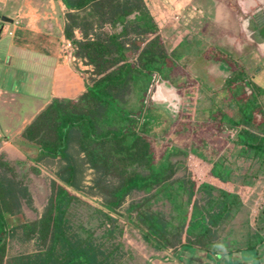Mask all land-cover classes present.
<instances>
[{
  "label": "trees",
  "instance_id": "16d2710c",
  "mask_svg": "<svg viewBox=\"0 0 264 264\" xmlns=\"http://www.w3.org/2000/svg\"><path fill=\"white\" fill-rule=\"evenodd\" d=\"M61 1L67 9L65 36L72 40L74 29L81 32L82 40L72 41L73 53L92 65L93 77L77 101L53 100L21 134L34 153L31 161H59L37 220L13 223L22 205L32 200L26 175L12 173L19 163L0 158V264H133L132 254L117 240L123 230L114 214L127 215L155 253L176 245L213 248L217 229L241 204L237 193L226 190L227 182L244 173L264 176V88L253 76L236 74H245L240 62L229 63L222 71L227 75L218 76L231 98L222 104L234 109L233 115L217 109L222 113L210 117L221 130L234 132L226 155L209 158L202 149L189 153L160 145L156 130L181 118H169L156 103L159 96L150 104L148 98L154 83L168 82V77L182 81L173 74L182 55L163 43L143 0ZM182 82L178 87L168 83L183 91ZM178 157L191 159L201 171L208 168L209 177L175 178L184 166ZM87 169L93 171L88 190L101 198L97 205L82 194ZM134 193L143 196L122 208ZM159 203L168 204V212L158 210ZM19 230L22 237H17ZM32 239L34 251L9 253L19 241Z\"/></svg>",
  "mask_w": 264,
  "mask_h": 264
},
{
  "label": "crops",
  "instance_id": "0c3cea01",
  "mask_svg": "<svg viewBox=\"0 0 264 264\" xmlns=\"http://www.w3.org/2000/svg\"><path fill=\"white\" fill-rule=\"evenodd\" d=\"M143 1L157 26V33L163 42L166 38L165 44L171 42V49H178L187 42L189 33H195L194 38L200 39L201 46L207 48L209 31L226 29L225 33L233 34L232 48L248 53L244 47L247 42L242 40L245 37L242 16L248 15L244 5L235 8L232 4L222 5L219 0L210 3L205 0ZM170 13L180 18L170 19L171 22L167 16ZM66 14L61 0H0V154L7 162L21 164L34 157L32 148L21 138L23 130L53 100L75 102L91 83L92 65L76 57L73 49H66L67 43L73 46L72 41L82 40L77 29L73 30L72 40L65 36ZM256 48L260 52V48ZM257 49L253 58L261 55ZM185 52L186 57L192 56L193 65L192 51ZM227 183L226 190L237 193L241 204L217 229L213 248L193 245L190 248L179 246L171 252L153 251L154 262L264 264V176L232 177Z\"/></svg>",
  "mask_w": 264,
  "mask_h": 264
},
{
  "label": "rangeland",
  "instance_id": "374dc122",
  "mask_svg": "<svg viewBox=\"0 0 264 264\" xmlns=\"http://www.w3.org/2000/svg\"><path fill=\"white\" fill-rule=\"evenodd\" d=\"M205 1L206 3L211 2V0ZM212 2L214 1L212 0ZM219 2L222 5L232 4L235 8H239L240 5L242 6L246 3L249 11H252L255 7H261L262 4L264 5V0H219ZM151 13L155 15L154 10H152ZM167 16H169V20L172 19L175 21L180 18L174 13H170ZM225 30H222L221 32H219L220 30H214V32L209 31L211 36L207 38V43L205 42L207 47L206 50H211H208L209 52L203 49L201 46L202 41L200 39L197 37L194 38V36H196L195 33H189L187 35L190 36L189 40H186L187 42L181 44L176 50V52H179L182 55L183 59L180 65L174 69L173 74L176 73L175 75L184 81L185 87L183 86V91H179L178 93L172 86H170V84H167L164 81H159L153 84L148 98V104H150L155 96V92H153L154 86H163L166 84L168 87L166 90L169 92V97H159L156 103L157 105L160 104V107L166 111L165 113L169 116V118L171 117L174 119L179 116L181 118L171 122L168 127L164 128L163 126L161 129L156 130L158 132V143L160 145H175L180 148H186L189 153L191 148H197L198 150L202 149L209 158H215V156H220L222 154L226 155L231 151L230 149L232 148L230 147L232 146V140L229 138L233 135V130L228 131L224 130V128L221 130L218 126V122L210 118L211 116H219L218 114L220 112L222 113V111H224L227 115L234 114V109L231 106L228 107L227 105L222 104L223 101L228 102L231 98L229 93L224 90V86L226 85L223 86V79L218 76L224 77L227 75L226 73L223 74L222 71L229 69L231 62L233 64L240 62V64L245 67V74L238 71H236V74L238 76H253V81L257 82L264 88V51H258V55H261L253 58L252 55L254 54V51H256L255 49H257L255 48L256 46L251 47L244 44V47L247 48L248 55L245 53L243 54L238 48H232L234 46H232L233 42L231 41L233 34L230 36V33H225ZM187 36L183 37L186 38ZM164 42H166V38L164 39ZM230 42H232V44ZM235 42L237 43V41ZM168 45H171V42H169ZM213 47L220 54L221 60L218 62L214 61L215 56L212 51L214 49ZM185 51H192V55L195 60L193 65V61L190 59L192 56L186 57ZM223 55H225V57H223ZM234 66L235 65H233V67ZM166 81L171 82L176 87L179 86V83H183L181 80H174L171 77H168ZM197 84H201L202 88ZM213 90H216V94L214 96L211 95V91ZM218 90L221 92H217ZM156 95L158 96L157 93ZM187 108H189L188 111H186ZM217 109H221L222 111ZM164 129L168 130L164 132ZM70 151H73L72 147L70 148ZM0 158L7 162L5 156L0 154ZM177 159L182 160L184 162V166L178 169L174 176L175 178L189 177V175L191 177V175H193L194 178L198 177V180H203L209 177L210 171L208 168H204L203 171H201L198 167L193 165L191 159H186L185 157H178ZM230 161H235V159ZM240 162L241 164L247 165V162L243 159H240ZM10 163L15 164L11 161ZM58 165V160L51 159H45V161L39 163L32 162L30 159H27L23 160V162H21V164L19 163L17 166L13 165V174H21V176L23 174L26 175L24 181L28 187L32 200L30 206L25 204L22 205L20 213L12 219L14 224L19 225L32 222L40 217L50 194V182L54 179V173L57 170ZM241 173H244L243 170ZM244 175L245 173L242 176ZM92 178L93 171L91 169H87L84 172L82 181L84 188L82 194L91 204L97 205L101 201V198L96 195H92L88 190V186L91 185ZM109 179H113V177H110ZM111 181L116 182L115 179ZM214 181L215 179H211V182ZM142 196V193H134L132 196H127L122 208H125L133 201H138ZM198 201L201 202L200 199H198ZM156 207L158 210H163L164 212H168L169 210L168 204L159 203ZM114 217L123 230V234L117 240L123 243L124 251L132 254L133 264H157V262H154L152 258V248L141 238L138 230L129 225L127 215L114 214ZM17 237H22L21 230L18 231ZM178 247L179 246L176 245L174 248H171L170 252ZM34 248L33 239L25 242L19 241L9 251V253H30L34 251ZM189 261L192 262L191 259Z\"/></svg>",
  "mask_w": 264,
  "mask_h": 264
},
{
  "label": "water",
  "instance_id": "95a60500",
  "mask_svg": "<svg viewBox=\"0 0 264 264\" xmlns=\"http://www.w3.org/2000/svg\"><path fill=\"white\" fill-rule=\"evenodd\" d=\"M247 9L246 3L243 4ZM248 15L244 18L243 29L245 32V38L256 47L264 51V5L261 7H255L252 11H249ZM5 22H10L7 18H2ZM153 92H157L161 97L165 98V91L160 85H155Z\"/></svg>",
  "mask_w": 264,
  "mask_h": 264
},
{
  "label": "flooded vegetation",
  "instance_id": "af4514ba",
  "mask_svg": "<svg viewBox=\"0 0 264 264\" xmlns=\"http://www.w3.org/2000/svg\"><path fill=\"white\" fill-rule=\"evenodd\" d=\"M251 13V12H250ZM246 17V14L245 15H243L242 16V26L244 25V18ZM245 38V37H244ZM246 39V38H245ZM255 45V44H254ZM165 83H167V84H169L168 82H165ZM210 84V83H209ZM162 87V89L165 91V94H166V96H168L169 97V92H167L168 90H166L168 87L166 86V84H164L163 86H161ZM176 90V89H175ZM177 91V90H176ZM178 93H179V90L177 91ZM157 93V92H156ZM156 93H155V95H156ZM158 94V93H157ZM158 96L159 97H161L159 94H158Z\"/></svg>",
  "mask_w": 264,
  "mask_h": 264
},
{
  "label": "built area",
  "instance_id": "2783aa9c",
  "mask_svg": "<svg viewBox=\"0 0 264 264\" xmlns=\"http://www.w3.org/2000/svg\"><path fill=\"white\" fill-rule=\"evenodd\" d=\"M66 49L69 50V49H74V48H73V46H72L70 43H67V44H66Z\"/></svg>",
  "mask_w": 264,
  "mask_h": 264
}]
</instances>
